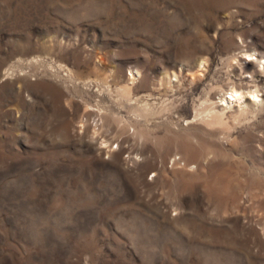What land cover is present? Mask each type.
<instances>
[{
    "label": "rangeland",
    "instance_id": "1",
    "mask_svg": "<svg viewBox=\"0 0 264 264\" xmlns=\"http://www.w3.org/2000/svg\"><path fill=\"white\" fill-rule=\"evenodd\" d=\"M0 264H264V0H0Z\"/></svg>",
    "mask_w": 264,
    "mask_h": 264
},
{
    "label": "bare ground",
    "instance_id": "2",
    "mask_svg": "<svg viewBox=\"0 0 264 264\" xmlns=\"http://www.w3.org/2000/svg\"><path fill=\"white\" fill-rule=\"evenodd\" d=\"M256 92H257V90H255V93L254 92H251V95L254 97V98H258V97H256ZM230 95H231V97H230V99L228 100V99H226L227 101H231V99L233 98V99H236V100H241L242 99V97H243V94H242V91L241 90H239V89H237V88H232L231 89V92H230ZM228 102V103H229ZM254 101L253 100H249V102H248V104L249 103H253Z\"/></svg>",
    "mask_w": 264,
    "mask_h": 264
}]
</instances>
